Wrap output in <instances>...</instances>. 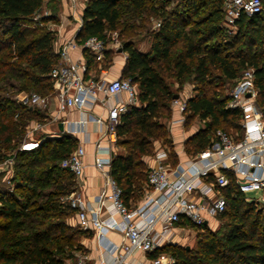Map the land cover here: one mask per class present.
Wrapping results in <instances>:
<instances>
[{
    "label": "trees",
    "instance_id": "1",
    "mask_svg": "<svg viewBox=\"0 0 264 264\" xmlns=\"http://www.w3.org/2000/svg\"><path fill=\"white\" fill-rule=\"evenodd\" d=\"M170 1L85 0L75 35L77 42L89 36L106 40L108 32L116 31L126 53L120 77L135 85L136 103L120 114L115 142L120 150L112 154L109 175L127 207L135 206L148 189L142 157L154 153L156 142L171 146V151L161 147L170 166L178 162L167 126L177 94L170 79L177 88L186 79L194 82V94L185 99L183 125L195 117L203 123L185 139L184 153L204 149L217 129L239 135L241 112L226 106L228 94H216V86L231 89L246 68H253L256 103L264 113V0L260 12L236 19L230 37H225L223 0H177L168 9ZM59 4L60 0H0V162L10 159L13 168L8 185L0 183V264H66L76 251H84L79 236H92L68 221L76 209L65 197L76 182L60 162L77 147V139L40 132L35 148H19L30 122L47 121L44 110L22 105L18 96L54 91L49 72L59 51L49 23L58 22ZM43 5L48 12L32 24ZM143 15L160 19L148 32L147 50L139 49L133 38L145 27ZM82 53L87 69L98 73V67L109 66L113 51L107 50L101 62ZM221 191L226 203L217 216L225 218L223 242L206 236L197 256L166 245L173 264H264V212L257 203L245 201L232 181ZM161 248L148 256L165 251Z\"/></svg>",
    "mask_w": 264,
    "mask_h": 264
},
{
    "label": "built area",
    "instance_id": "2",
    "mask_svg": "<svg viewBox=\"0 0 264 264\" xmlns=\"http://www.w3.org/2000/svg\"><path fill=\"white\" fill-rule=\"evenodd\" d=\"M261 8L262 0H223L224 26L228 32H233L240 15L258 13ZM72 16L80 27L81 15L73 13ZM120 47L116 31L108 32L106 40L96 36H89L82 42H77L75 36L68 39L60 45L58 62L49 72L55 82L53 93H21L18 99L22 105L44 110L47 116L54 105V112L45 123H55L61 113L75 108L83 112L78 123L100 125L96 150L97 153L103 151L100 140H105L104 151L109 156L107 159L97 156L94 162L96 169L104 175L103 188L97 195L98 205L90 207L79 193H70L65 200L76 209V224L81 228H92L97 236L107 230L120 232V240L112 243L113 261L107 264H145L143 261L131 263L129 259L137 251L145 253L168 243L172 228L181 221L195 226L208 224L224 210L226 200L221 188L230 181L245 201L264 205V113L256 103L253 68H246L229 90L226 103L227 107L241 112L239 135L217 129L208 146L185 162L178 160L174 166L167 162L164 149L156 152L154 163L148 167V189L134 207H127L119 186L106 169L110 166L120 114L136 103V87L129 79L120 76L111 79L96 77L87 69L82 51L78 56L72 55V51L79 48L101 62L107 50L119 52ZM120 93L125 94L124 100L118 99ZM97 103L104 110L103 115L91 112ZM171 105L179 116L171 118L168 123L182 124L185 99L173 98ZM45 123L30 122L26 126L27 140H23L20 149L30 150L38 145V140L31 136L44 132ZM85 153L84 146L78 144L60 162L72 172L75 182L82 176ZM10 161L7 159L4 163L10 164ZM102 208L108 212L106 217L101 216ZM114 214L121 217L122 225L116 222ZM157 225L161 227L159 231ZM87 258L86 252L76 251L66 264H85ZM149 262L160 264L157 258H151Z\"/></svg>",
    "mask_w": 264,
    "mask_h": 264
},
{
    "label": "crops",
    "instance_id": "3",
    "mask_svg": "<svg viewBox=\"0 0 264 264\" xmlns=\"http://www.w3.org/2000/svg\"><path fill=\"white\" fill-rule=\"evenodd\" d=\"M85 0H60L59 9L57 12L58 22L49 23V27L54 29L57 34L55 41V48L59 49L60 45L67 41L68 39L74 37L77 33L79 24L72 16L73 13H78L81 15V11L84 7ZM139 48V46H138ZM141 49V48H139ZM143 50V49H141ZM81 49L77 48L72 51L73 56H78L81 54ZM126 53L123 52H113L112 59L107 68L98 67V73H93L96 77H102L104 79H111L117 76H120L121 68L125 62ZM118 99L124 100L125 94L120 93ZM112 100L114 98H111ZM110 99V100H111ZM174 108V107H173ZM54 105H51L50 110L48 111V116L50 113L54 112ZM172 112V119H175L179 116V113L176 111L177 115ZM91 112L97 115H103L105 112L102 107L97 103L91 109ZM81 111L71 108L67 112L61 113L60 118L55 123H45L43 130L48 134V136H58V133H66L74 136L77 139V144H82L86 151L84 155V168L82 176L76 180V188L72 193H79L84 198L87 205L90 207H95L98 205L97 195L103 188L104 175L99 172L94 166L95 158L98 156L101 159H107L109 156L108 152H105V145L107 143L105 140H100L103 151L97 153L96 142L99 140L101 128L100 125L95 122H87L86 124L78 123L79 118L82 116ZM47 122V121H46ZM62 123V129H59L58 123ZM183 124V123H182ZM182 124L173 123L172 125L168 123L170 127L171 134L175 146V151L178 152V160L180 162H185L189 157H186L182 148V136L180 130H182ZM76 129L75 132L73 130ZM196 130H193L188 134L191 135ZM184 131L182 130V133ZM178 139L175 141V138ZM178 143V146H177ZM156 149L153 154L145 155L142 157L143 162L148 168L154 163L155 153L160 151L161 148L159 145L155 144ZM180 146V147H179ZM117 150L116 145H114L112 152ZM107 171L109 169H106ZM108 205V204H107ZM134 207V206H132ZM108 212L102 208V217H106ZM116 222L122 225V219L118 214L113 215ZM71 224L77 223L76 215L74 214L70 220ZM191 225L186 221H181L180 223L175 224L171 230V234L168 242H174L175 238L181 231L186 233L189 230ZM92 233L91 237H84L81 241L82 245L86 249V254L88 256L85 264H107L113 261V244L118 242L121 238V234L117 230H107L100 236L95 234V231L92 228H86ZM161 229L160 225H157L156 230ZM189 232V231H188ZM162 246V245H161ZM151 258L148 256V252H135L129 259L131 263L137 261H143L145 264H149Z\"/></svg>",
    "mask_w": 264,
    "mask_h": 264
},
{
    "label": "rangeland",
    "instance_id": "4",
    "mask_svg": "<svg viewBox=\"0 0 264 264\" xmlns=\"http://www.w3.org/2000/svg\"><path fill=\"white\" fill-rule=\"evenodd\" d=\"M176 1L177 0H171L170 3L168 4V9L173 7V5L176 3ZM47 12H48V9H47L46 5H43L42 8L39 10V12L37 14H35V16H33L32 20H31L32 24H33V22L38 23L39 17L43 14H46ZM143 18H144V21L146 22L145 27L137 30V32L133 36V38L135 39L136 44H137V46H139V48H141L143 50H147L148 45L150 43V38L148 37V32H149V30L155 28L156 23L160 19L158 17H148V15H146V16L143 15ZM225 33L227 35L225 37H230L231 35H233V32H225ZM168 82L171 85V90L174 93H177L181 99H186L188 96L194 94V82L191 79H186L184 81V83L182 84V87H180V88H177L178 84L175 80L170 79ZM209 87H210V89H213L212 86H209ZM216 87H218L216 90V94H222V95L228 94V92L230 90V87H225V86H221V85L216 86ZM13 91L14 90H11L12 93H13ZM211 92H212V90L209 91V95L211 94ZM171 109L173 112L174 108L172 107V105H171ZM174 114L177 115L176 111L174 112ZM202 125H203L202 121H200L197 117L193 118L192 120L187 122V124H185V125L182 124V130L184 132L182 133V130H180V132H181L182 136L185 135L183 140H182V148H183L185 139L188 137V134L190 132H192L193 130H197ZM167 126H168V122H167ZM168 132H169V137L172 141V144L175 146L176 143H174L173 136L171 134L169 126H168ZM39 135H41V133H39V132L33 133L31 138L37 139ZM177 139H178V137L175 138V141ZM23 140H27L26 134H25L24 138L22 139L21 143L23 142ZM21 143H20V145H21ZM156 144L159 145L160 147L166 148V150H168V151L169 150L171 151V146H169V143L162 144V143L156 142ZM20 145H19V148H20ZM177 146H178V143H177ZM16 147H17V145L14 146V149L11 152H15ZM117 149H119V148H117ZM152 154H153V152H152ZM184 155L186 157H190L193 154L187 153L185 151ZM11 164H12V162L10 164L4 163V161L0 162V183L3 185H8L7 184V178L12 175L13 168L11 167ZM257 205L259 207H261L262 211L264 212V205H260V204H257ZM70 220H71V217L69 218L68 221H70ZM224 222H225V218H220L218 216H215L213 219H211L209 221L208 224H205L204 228H197V227H195V225H191L189 227V230H188L189 232L187 231L186 233H184V231H181V233L178 234V236L175 238L174 242H168V243H165L162 246H160V247H162L161 250L164 249L165 251H157V254L151 258L159 259L160 264H173L174 257L169 253L166 245L184 248V249L188 250L192 255L197 256V254L199 253V249L202 248V245L205 242L206 236L207 237L213 236L215 239H218L220 242H223V238H224L223 233H224L225 228H226ZM74 225H77V224L75 223ZM83 238L84 237L82 235L79 236L80 243L83 240ZM83 249H84V251H86L84 246H83ZM153 251L154 250L148 251V255H150Z\"/></svg>",
    "mask_w": 264,
    "mask_h": 264
},
{
    "label": "water",
    "instance_id": "5",
    "mask_svg": "<svg viewBox=\"0 0 264 264\" xmlns=\"http://www.w3.org/2000/svg\"><path fill=\"white\" fill-rule=\"evenodd\" d=\"M79 28H80V27H79ZM79 28H78V30H79ZM78 30H77V31H78ZM118 51H119V52L122 51L121 48H119ZM246 96H249V93H247ZM177 97H178L177 94L173 95V98H177ZM58 127H59V129H62V123H61V122L58 123Z\"/></svg>",
    "mask_w": 264,
    "mask_h": 264
}]
</instances>
